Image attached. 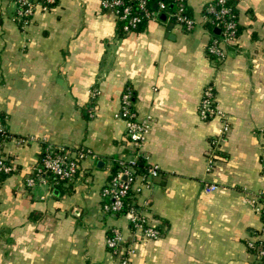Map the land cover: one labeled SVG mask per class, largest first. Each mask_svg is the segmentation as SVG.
Masks as SVG:
<instances>
[{
    "label": "crops",
    "instance_id": "1",
    "mask_svg": "<svg viewBox=\"0 0 264 264\" xmlns=\"http://www.w3.org/2000/svg\"><path fill=\"white\" fill-rule=\"evenodd\" d=\"M211 1L187 0L191 31L160 14L125 34L101 0H58L25 29L13 0H0V114L15 165L0 174V264H122L126 250L130 264H256L247 239L261 221L243 196L264 189V0L235 1L238 41L223 59L207 50ZM209 84L231 124L211 172L222 122L200 115ZM126 86L140 118L150 119L144 151L160 167L137 199L163 231L153 239L131 230L124 213L102 209L115 161L132 153L120 116ZM44 141L94 156L72 183L48 175L30 187ZM113 229L123 234L119 256L106 243Z\"/></svg>",
    "mask_w": 264,
    "mask_h": 264
},
{
    "label": "built area",
    "instance_id": "2",
    "mask_svg": "<svg viewBox=\"0 0 264 264\" xmlns=\"http://www.w3.org/2000/svg\"><path fill=\"white\" fill-rule=\"evenodd\" d=\"M55 0H13L16 5L15 20L22 28H27L38 9L50 10L49 4ZM153 0H101L102 8L111 12L121 24L123 33L136 31L145 21L158 17L161 13L169 15L175 22L191 31L197 26V21L188 13L187 0H170L176 6L174 12L167 10L168 3L159 0L155 9H152ZM233 0H212L204 10V22L211 25L209 31L212 38L207 50L216 59L226 56V45L236 43L239 36L238 16L234 11ZM219 29V33H214ZM94 115L93 108L88 110ZM200 115L203 119L219 118L222 125L211 141L212 152L209 156L207 171L211 172L219 151L227 139L231 124L227 114L221 110L215 101V87L209 84L203 91L200 104ZM120 116L126 122V137L131 146L129 157H120L115 161L117 168L112 173L108 183L102 189L103 211L109 214L124 213L129 221L130 228L135 233L140 232L144 238H158L163 231L153 225L144 208L137 201L144 189L153 187V180L160 175V167L151 163L149 155L144 151L146 135L150 128V119H141L133 106V91L126 86L121 97ZM11 138L10 133L0 121V174H11L15 170L14 161L4 153V144ZM27 137L17 138L19 144L27 143ZM94 156L86 146L67 147L44 141V151L41 165L35 168L33 175L27 178V185L33 187L37 182L46 183L50 175L56 182L72 183L78 177L82 163ZM264 169V146L263 159ZM264 178V170L262 173ZM209 190L219 188L217 184L207 186ZM244 202L258 216L261 221L247 239V247L257 264H264V189L252 192L245 191ZM129 205L125 210V206ZM109 250L119 256L124 249L123 234L119 229H113L106 240ZM122 264H130V252L126 250L122 255Z\"/></svg>",
    "mask_w": 264,
    "mask_h": 264
},
{
    "label": "trees",
    "instance_id": "3",
    "mask_svg": "<svg viewBox=\"0 0 264 264\" xmlns=\"http://www.w3.org/2000/svg\"><path fill=\"white\" fill-rule=\"evenodd\" d=\"M158 1H159V0H153V1H152V3H151V7H152V9H155V8H156V6H157V4H158ZM164 1H166V2L168 3L167 10L170 11V12H174L176 6H175L174 4H173V6H171L172 1H170V0H164ZM235 1H236V0H233V1H232V4H233V7H234V11L236 12L237 10H236V8H235V6H234ZM57 3H58V0H55L54 2L50 3L48 6H49V8H53V7H55V6L57 5ZM188 13H189V12H188ZM163 14H165V13H161V16H162ZM165 15H166V14H165ZM146 21H147V20H145V21L139 26V28H138L137 30L141 29V28L145 25ZM207 25H209V24H207ZM209 27H211V25H209ZM213 32L216 33L215 30H214ZM86 116H87V115H86ZM88 116H89V115H88ZM0 121L4 124V126H5V128H6L5 121H4V117H3L1 114H0ZM6 129H7V128H6ZM116 168H117V165L115 164V168H114V169L116 170ZM115 170H114V171H115ZM7 175H10V174H1L2 177L7 176ZM125 207H126L125 210H127L128 207H129V205L126 204Z\"/></svg>",
    "mask_w": 264,
    "mask_h": 264
},
{
    "label": "water",
    "instance_id": "4",
    "mask_svg": "<svg viewBox=\"0 0 264 264\" xmlns=\"http://www.w3.org/2000/svg\"><path fill=\"white\" fill-rule=\"evenodd\" d=\"M171 6H173V3L171 4ZM161 19H167V16L165 15V14H163L162 16H161ZM172 25H173V23H171L170 24V26H169V31H171V29H172ZM215 31H216V33H219L220 32V30L219 29H215ZM168 35L169 36H172V34L169 32L168 33ZM99 163H101V164H104V162L103 161H100Z\"/></svg>",
    "mask_w": 264,
    "mask_h": 264
},
{
    "label": "rangeland",
    "instance_id": "5",
    "mask_svg": "<svg viewBox=\"0 0 264 264\" xmlns=\"http://www.w3.org/2000/svg\"><path fill=\"white\" fill-rule=\"evenodd\" d=\"M257 264V263H256Z\"/></svg>",
    "mask_w": 264,
    "mask_h": 264
}]
</instances>
